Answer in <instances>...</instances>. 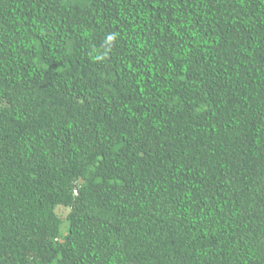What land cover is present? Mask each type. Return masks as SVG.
<instances>
[{
  "label": "trees",
  "instance_id": "16d2710c",
  "mask_svg": "<svg viewBox=\"0 0 264 264\" xmlns=\"http://www.w3.org/2000/svg\"><path fill=\"white\" fill-rule=\"evenodd\" d=\"M0 264H264V0H0Z\"/></svg>",
  "mask_w": 264,
  "mask_h": 264
},
{
  "label": "rangeland",
  "instance_id": "374dc122",
  "mask_svg": "<svg viewBox=\"0 0 264 264\" xmlns=\"http://www.w3.org/2000/svg\"><path fill=\"white\" fill-rule=\"evenodd\" d=\"M68 212H69V209H68V208H65V207H63V206H60V207L58 208V213H59L63 218L66 217V215H67Z\"/></svg>",
  "mask_w": 264,
  "mask_h": 264
}]
</instances>
